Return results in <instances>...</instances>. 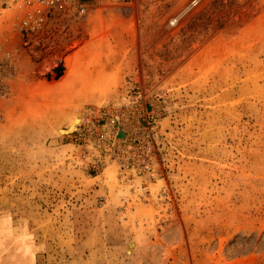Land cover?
I'll use <instances>...</instances> for the list:
<instances>
[{"label": "rangeland", "instance_id": "rangeland-1", "mask_svg": "<svg viewBox=\"0 0 264 264\" xmlns=\"http://www.w3.org/2000/svg\"><path fill=\"white\" fill-rule=\"evenodd\" d=\"M4 1L0 264H264V0Z\"/></svg>", "mask_w": 264, "mask_h": 264}, {"label": "built area", "instance_id": "built-area-1", "mask_svg": "<svg viewBox=\"0 0 264 264\" xmlns=\"http://www.w3.org/2000/svg\"><path fill=\"white\" fill-rule=\"evenodd\" d=\"M112 1L115 0H95L100 7L93 9L84 0H5L4 8L5 10L15 9L20 13L15 24V30L19 33L38 34L43 32L48 24L59 16L64 19H88L92 13L102 9V4L105 6ZM92 127L95 125H93V121L89 120L82 125L81 132ZM97 130L98 128H95V131ZM151 149L150 145L146 147V151H151Z\"/></svg>", "mask_w": 264, "mask_h": 264}, {"label": "bare ground", "instance_id": "bare-ground-1", "mask_svg": "<svg viewBox=\"0 0 264 264\" xmlns=\"http://www.w3.org/2000/svg\"><path fill=\"white\" fill-rule=\"evenodd\" d=\"M81 123V119L76 117L71 123L70 125L68 126L67 129H62V130H59L61 132V134L63 135H66V134H69L71 132H73L75 129H77L76 127ZM134 246L135 244H131L129 246V252H131L133 249H134Z\"/></svg>", "mask_w": 264, "mask_h": 264}, {"label": "water", "instance_id": "water-1", "mask_svg": "<svg viewBox=\"0 0 264 264\" xmlns=\"http://www.w3.org/2000/svg\"><path fill=\"white\" fill-rule=\"evenodd\" d=\"M63 66L62 65H58L55 69H54V72L57 76H60L61 75V72L63 71ZM121 133V132H120ZM123 134V133H122Z\"/></svg>", "mask_w": 264, "mask_h": 264}, {"label": "crops", "instance_id": "crops-1", "mask_svg": "<svg viewBox=\"0 0 264 264\" xmlns=\"http://www.w3.org/2000/svg\"><path fill=\"white\" fill-rule=\"evenodd\" d=\"M0 241H1V238H0ZM2 241L4 242V236H3V240Z\"/></svg>", "mask_w": 264, "mask_h": 264}]
</instances>
